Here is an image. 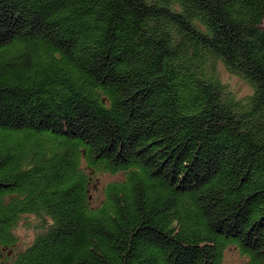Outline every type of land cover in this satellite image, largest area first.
Wrapping results in <instances>:
<instances>
[{
	"label": "trees",
	"instance_id": "1",
	"mask_svg": "<svg viewBox=\"0 0 264 264\" xmlns=\"http://www.w3.org/2000/svg\"><path fill=\"white\" fill-rule=\"evenodd\" d=\"M232 248L264 264V0H0V264Z\"/></svg>",
	"mask_w": 264,
	"mask_h": 264
},
{
	"label": "rangeland",
	"instance_id": "2",
	"mask_svg": "<svg viewBox=\"0 0 264 264\" xmlns=\"http://www.w3.org/2000/svg\"><path fill=\"white\" fill-rule=\"evenodd\" d=\"M235 87H236V96L238 98L244 97L249 90L247 85H245L244 83H242L240 81H237L235 83ZM101 188H102V185L100 182V185L97 188L92 190V197L96 201H100L103 198ZM23 235L27 236V240L24 243L20 244V247L18 246L19 249L31 242L33 235H34V231H33V229L26 230L23 232ZM23 235H22V240H25L26 238ZM226 262H227V264H245V261L243 259V255L236 248H232L229 252H227Z\"/></svg>",
	"mask_w": 264,
	"mask_h": 264
}]
</instances>
